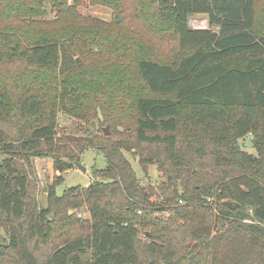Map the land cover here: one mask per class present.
<instances>
[{
    "label": "trees",
    "instance_id": "obj_1",
    "mask_svg": "<svg viewBox=\"0 0 264 264\" xmlns=\"http://www.w3.org/2000/svg\"><path fill=\"white\" fill-rule=\"evenodd\" d=\"M260 1L90 0L118 10L107 23L81 15L79 1L0 0V68L23 67L0 73V264H264ZM198 14L208 27L191 26ZM127 19L140 30L122 31ZM166 26L179 57L159 60L152 48L128 62L124 45H141L146 29L165 39ZM61 113L121 135L92 124L85 137L60 134ZM246 136L256 153L244 148ZM88 147L107 166L89 186L58 195ZM125 151L147 177L149 165L167 173V188L144 184ZM46 156L59 174L39 208L27 170ZM82 207L89 217L76 214Z\"/></svg>",
    "mask_w": 264,
    "mask_h": 264
},
{
    "label": "rangeland",
    "instance_id": "obj_2",
    "mask_svg": "<svg viewBox=\"0 0 264 264\" xmlns=\"http://www.w3.org/2000/svg\"><path fill=\"white\" fill-rule=\"evenodd\" d=\"M76 1H79L78 3V11L83 16H94L101 20L106 21L107 23H112L114 21V17L116 15V12L118 10H115L109 6L101 5V4H92L90 0H68L69 4H76ZM259 9L264 6V0H261L258 5ZM119 13V12H118ZM120 15V14H119ZM49 21H51L50 18H48ZM190 24L192 27L196 28H206L209 26V19L208 16L205 14H198L191 17ZM122 31L127 32H138L140 30L139 26L137 25V19H127L122 25H121ZM141 40V45H131L132 43H128L127 45H124L126 47V51L123 52L124 56L127 58L128 62L133 57L136 56H146L148 57L147 52H150L153 48L157 54L159 60H165L166 62L174 61L177 57L181 55L179 47L177 46V43L174 39L173 32L170 30L168 26H166V38L160 39L159 37L151 34L147 29L144 31L143 36ZM132 46V47H130ZM152 57H155L151 55ZM156 58V57H155ZM23 67L20 64H13L9 66H3L0 68V73L2 75H16L20 74L22 72ZM133 69H130V71ZM116 74L110 79V83L115 81ZM131 81V77H130ZM19 117V116H16ZM15 116L13 118H16ZM12 119V118H11ZM17 119V118H16ZM96 119V118H95ZM95 119H81L74 115H68L61 113L59 116V131L60 134H62V131L65 130V132L69 135H74L76 137H85L88 136L91 132V122ZM96 121L97 131H99L101 134H104L103 129L108 126L110 133L114 136H120L121 134H114V130H111V125L106 124L104 126L101 125V122L99 120ZM11 124L14 123V119L9 121ZM23 122V120L21 121ZM7 130L9 132L15 133V128L12 127V125H5ZM121 129V128H120ZM252 137L246 136L241 140L242 144L244 145V148L252 153H256L255 148L252 145ZM126 156L130 159V161L133 164L134 169L136 170L138 176L141 178L144 184H147L148 182H152L153 185L157 186L162 184L166 181V188H167V181L169 179V176L167 173H164L162 171H159L158 167L156 165H149L148 167V177L145 175V172L143 170V167L140 165V163L137 161L138 157L135 158V155L133 152L125 151ZM80 161L87 170L84 172L80 167H78L76 164L73 168L65 171L63 173V183L60 184L56 188V192L58 195H62L65 191H67L72 186H79V187H87L89 186L94 180V170L95 169H103L107 166V160L105 156L96 151V149L92 147H88L85 149L84 152L80 154V157L76 159V161ZM28 171V178H29V191L34 196V198L37 200L39 208H47L49 206L48 202V191L52 185V183L55 180V177L59 174L56 172L52 165V159L49 156L46 157H39V158H33L32 159V167L29 168ZM159 189V188H158ZM180 190L182 192L183 186H180ZM154 200L158 199V197L155 195L153 197ZM161 200V199H160ZM62 211H59V213H56L54 210H51L47 213L49 216V220H57L58 215H61ZM69 212H73V209ZM78 216L81 218H86L90 216V213L86 209V207H82L80 209H77ZM156 214V213H154ZM168 212L166 211L164 216H168ZM250 219V218H248ZM252 220V219H251ZM60 226L59 221H56L55 228L57 229ZM67 228H62L58 231L56 234L53 233L54 241H58L60 238V234H63ZM147 228H141V239L143 242H145V230ZM79 230H73L72 232L75 234ZM63 232V233H61ZM49 248L48 245L42 244L41 252H44Z\"/></svg>",
    "mask_w": 264,
    "mask_h": 264
},
{
    "label": "water",
    "instance_id": "obj_3",
    "mask_svg": "<svg viewBox=\"0 0 264 264\" xmlns=\"http://www.w3.org/2000/svg\"><path fill=\"white\" fill-rule=\"evenodd\" d=\"M118 15H119V13H118ZM91 124H92L94 130H97L96 121L93 120ZM104 131H105V134H109L110 133V130H109L108 126L105 127ZM75 164L78 167H80L84 172L87 170V168L80 161H76Z\"/></svg>",
    "mask_w": 264,
    "mask_h": 264
},
{
    "label": "built area",
    "instance_id": "obj_4",
    "mask_svg": "<svg viewBox=\"0 0 264 264\" xmlns=\"http://www.w3.org/2000/svg\"><path fill=\"white\" fill-rule=\"evenodd\" d=\"M246 221H248V222H253V220H251V219H246Z\"/></svg>",
    "mask_w": 264,
    "mask_h": 264
}]
</instances>
